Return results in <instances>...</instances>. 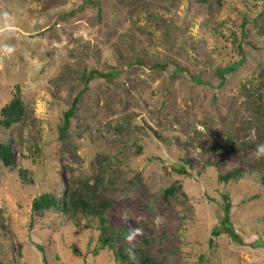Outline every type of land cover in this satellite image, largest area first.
<instances>
[{
    "label": "rangeland",
    "instance_id": "374dc122",
    "mask_svg": "<svg viewBox=\"0 0 264 264\" xmlns=\"http://www.w3.org/2000/svg\"><path fill=\"white\" fill-rule=\"evenodd\" d=\"M138 1L147 7L118 16L114 0H0V108L18 93L28 107L23 122L0 123V140L13 146V164L0 160V241L9 264L112 263L89 223L32 210L35 194L60 193L73 175L93 182L100 153L111 156L107 178H116L102 193L115 198L106 214L121 231L118 244L154 238L151 253L162 264H264V182L251 167L261 121L242 88L264 63V0ZM129 26L152 30L155 41L147 59L130 66L119 57L135 55L120 37ZM165 61L166 69L154 67ZM121 62L118 78L106 74ZM235 62L222 79L219 67ZM86 63L105 74L80 82ZM199 68L202 83L187 75ZM217 140L224 146L206 152ZM206 163L246 173L221 181Z\"/></svg>",
    "mask_w": 264,
    "mask_h": 264
},
{
    "label": "trees",
    "instance_id": "16d2710c",
    "mask_svg": "<svg viewBox=\"0 0 264 264\" xmlns=\"http://www.w3.org/2000/svg\"><path fill=\"white\" fill-rule=\"evenodd\" d=\"M5 3V1H2ZM220 2V0H218ZM150 3V1H149ZM6 4H11L7 3ZM104 3L101 1L97 2L98 8V20L102 21ZM117 4V5H116ZM114 5L116 6V13L119 16L120 13L126 11L129 13H134L137 6L147 7L144 3L142 4L138 0H114ZM20 8V9H19ZM19 11L22 9L21 7H16ZM28 11V7H24ZM149 8H146L147 10ZM69 15H73L76 12V9H71L69 11ZM150 14V13H149ZM65 19V17L60 18ZM122 22L118 23V27H121ZM136 26H139L135 24ZM143 26V25H141ZM141 31L137 34L136 28L134 26H129L124 29V33L121 32L120 37H124L133 51H135L134 56L123 55V52H120V59L123 63L128 66L132 65L135 62V59L139 62L145 61L147 59V52H150V45L155 44L153 38V31L148 29L138 28ZM117 32L114 33V35ZM119 36V34H117ZM135 40L141 41V44H137ZM154 49H152V53ZM134 57V58H133ZM134 59V60H133ZM86 61V60H85ZM123 63L117 67H112L107 75L110 74L113 76V79L118 78L121 72L124 70ZM164 64L158 65L154 64V67L160 68V70L166 69L168 65V61L163 62ZM238 64L240 62H237ZM230 63L224 65L223 67H219L217 70L219 75L224 78L227 71L235 68L236 64ZM181 67V71L184 70V66L176 62L174 67ZM180 70L173 69L169 74L172 77H178V72ZM203 68H199L197 73L190 72L188 77L190 79L196 78L199 83H202V78H200V74L203 72ZM79 78L80 82L85 81L86 84L90 81V79L97 75H103L104 72H98L94 68H88V63L83 64V68L81 69ZM96 75V76H97ZM181 75L184 74H180ZM247 83H244L242 88L247 92V96L251 99L252 111L257 119L261 121V124L257 127L259 140L262 144H264V63H259L257 67L254 69L253 78L247 80ZM204 82V81H203ZM80 84V83H79ZM78 87V92L76 94L77 98L83 95L84 91ZM17 88L20 91V85H17ZM119 88H126L125 83L121 82ZM167 93L169 90L167 89ZM71 110L66 112V125L62 129V133L66 131L67 124L70 121ZM250 112V111H249ZM0 123L4 125L6 128H11L17 123L23 122L28 116V107L18 93L12 96L9 100H7L0 108ZM159 124V119L157 121ZM189 124L190 121L187 120ZM253 127H249L252 129ZM250 133L251 130H248ZM230 136V135H229ZM232 137V135L230 136ZM216 145H210L205 148L206 152H210L211 150L217 147H223L224 145L217 140ZM12 143L10 140H0V160L3 162L5 166H11L13 164V155H12ZM98 162V170L94 175V181L91 182L90 179H79L76 176H72V184H66L64 189L59 193L57 191H42L39 194H35L32 200V210L34 214H40L45 210H57L60 212L65 219L70 221L72 224L80 227L84 222L89 223L93 228L96 229L95 235L96 241L101 249H108L112 256L111 264H162V262L158 261L155 256L151 253V248L155 245L154 238H145L142 240L141 245H136L133 243H117V239L120 236L121 231H116L113 224L110 223L107 218L106 212L113 205L115 198L113 196H103V190H108L115 183V176H109L107 178V174L110 170L109 163L111 161V156L109 154L100 153L95 157ZM183 160L186 164H190L189 159L186 156H183ZM209 167V172L213 173L216 170V176L221 181L229 182L233 178H239L246 173L245 170L236 169L228 173H220L218 169H214L215 167L211 163H206L204 165L207 168ZM252 171H259L261 173V178L264 182V157L258 156L255 162L251 165ZM20 175L21 178H25L24 174L27 172L26 167H20ZM204 171V170H203ZM206 171V170H205ZM208 173V170L207 172ZM205 173V174H206ZM191 173H189L190 176ZM203 173H201L202 175ZM177 190V184L173 183L172 186L165 188L166 194H174ZM219 229V228H218ZM220 230V229H219ZM220 232L216 229L215 234H219ZM7 244L3 241H0V264H9L10 260L6 256ZM129 247H133L136 253V259L133 260L126 249Z\"/></svg>",
    "mask_w": 264,
    "mask_h": 264
},
{
    "label": "clouds",
    "instance_id": "9594fccd",
    "mask_svg": "<svg viewBox=\"0 0 264 264\" xmlns=\"http://www.w3.org/2000/svg\"><path fill=\"white\" fill-rule=\"evenodd\" d=\"M8 51H11V48L9 47L8 48ZM257 155L258 156H262L264 157V144H260L258 145V150H257ZM136 231H139V229H137ZM134 238V232H130L126 239H128L129 241H131L132 239ZM127 253L129 254V256L135 260L136 259V253L134 251V248L133 247H129L126 249Z\"/></svg>",
    "mask_w": 264,
    "mask_h": 264
}]
</instances>
